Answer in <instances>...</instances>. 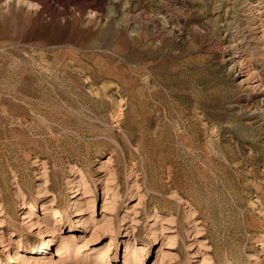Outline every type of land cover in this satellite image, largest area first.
Listing matches in <instances>:
<instances>
[{
	"label": "rangeland",
	"instance_id": "374dc122",
	"mask_svg": "<svg viewBox=\"0 0 264 264\" xmlns=\"http://www.w3.org/2000/svg\"><path fill=\"white\" fill-rule=\"evenodd\" d=\"M227 1L0 0V170L20 173L35 213L36 158L51 164L50 191L62 213L73 164L89 177L99 211L100 162L116 139L120 160L138 171L149 210L179 215L184 237L190 206L200 240L220 263L264 264V110L252 105L256 94L264 98V40L262 50L244 54L262 88H245L226 61L216 18L226 8L241 15V0ZM120 192L123 211L137 200H128L127 187ZM172 193L182 200L177 206ZM15 215L20 223V207ZM143 221L136 237L148 241ZM23 233L26 247L38 246ZM100 240L93 246L103 249L109 236ZM177 243L172 263L187 264L181 238ZM158 247L147 245L145 264Z\"/></svg>",
	"mask_w": 264,
	"mask_h": 264
},
{
	"label": "bare ground",
	"instance_id": "6f19581e",
	"mask_svg": "<svg viewBox=\"0 0 264 264\" xmlns=\"http://www.w3.org/2000/svg\"><path fill=\"white\" fill-rule=\"evenodd\" d=\"M255 1L256 4L253 5L248 0H241L239 5L242 13L240 12L239 18L231 11L232 9L227 10L228 8L219 11L216 18L221 19L219 27L227 42L226 61L242 77L240 83L245 88L258 90L262 85L254 76L255 71L252 73L250 67L245 66L244 57L247 49L262 50L260 44L264 40V0ZM227 2L229 3V0ZM258 54L263 56L264 52ZM261 95L260 92L253 97L252 105L264 110V98ZM117 141L113 140V145L119 149L120 143ZM116 149L100 162L103 175L96 180L103 202L99 211L95 210L96 196L90 194L91 185L87 182L89 177L76 164L70 165L72 176L67 185L72 196L65 213L57 207V191L56 194L50 191L52 171L51 164L46 160L36 158L33 162L37 168L38 180L35 196L41 200L39 214L35 213L36 201H28L20 173L14 168L8 171L0 170V177L5 182L4 186L3 180L0 179V264L1 256L10 264H145L148 261L145 252L149 243L159 244L157 258L152 264H173L172 259H175L176 254L172 250L177 248V239L180 238L186 250L187 264H233L228 259L220 263L211 255V247L200 240L204 231L196 220V212L190 206H187L188 210L185 209L187 227L182 230L184 237H181L182 232L179 230V215H174L172 211L163 214L157 208L149 210L144 202V196L140 193L138 171L121 161ZM134 166L137 169L139 164L135 162ZM124 187L130 192L128 200L137 201L131 205L127 203L122 211L120 190ZM48 197L51 199L47 200ZM170 198L174 200L176 206L182 201L173 193ZM5 201L10 202L11 209L3 205ZM18 207L23 212L20 223H17L15 218V210ZM142 218L145 220L143 228L148 241L136 237V234L142 231ZM64 219L73 222L76 227L65 231L62 224ZM17 230L22 233H16ZM120 231L122 237L119 244L123 246V253L118 258L113 250ZM23 232L37 237L40 240L38 246L26 247ZM103 236H109L108 244L103 249L94 247L93 245L101 241ZM187 237L188 243L185 242ZM49 246L54 247V251L48 252ZM197 257L200 258L198 263L194 261ZM255 260L254 263L257 264L258 261Z\"/></svg>",
	"mask_w": 264,
	"mask_h": 264
}]
</instances>
